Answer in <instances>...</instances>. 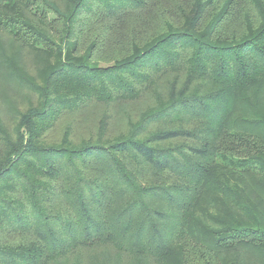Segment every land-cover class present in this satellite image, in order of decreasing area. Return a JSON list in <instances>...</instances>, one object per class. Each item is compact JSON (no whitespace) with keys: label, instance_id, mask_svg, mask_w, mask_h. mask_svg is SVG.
<instances>
[{"label":"trees","instance_id":"trees-1","mask_svg":"<svg viewBox=\"0 0 264 264\" xmlns=\"http://www.w3.org/2000/svg\"><path fill=\"white\" fill-rule=\"evenodd\" d=\"M0 30L38 96L0 116V264H264V0H0Z\"/></svg>","mask_w":264,"mask_h":264},{"label":"rangeland","instance_id":"rangeland-1","mask_svg":"<svg viewBox=\"0 0 264 264\" xmlns=\"http://www.w3.org/2000/svg\"><path fill=\"white\" fill-rule=\"evenodd\" d=\"M55 1L61 7H64V0ZM0 41L4 43V46H6L7 54L12 53V51L16 48H22V46H18L9 35L5 34V32L1 30ZM21 51V60L25 65L27 71L37 78L39 76V69L42 65L37 62L32 52L24 48ZM37 103V93L32 92L28 88L22 87L12 80L6 79L0 75V116L6 123L7 127H9V129L15 127L18 121L17 114L19 111L23 112L29 107L37 105ZM129 107L132 108V105H130ZM101 111H103L101 107L94 106L83 112L69 114L65 119H63V121L70 122L73 125L74 130L72 129V135L77 139L78 137L84 136L91 131V127L94 126L97 121L94 116H98ZM108 111L114 116H117V112L120 113L119 108H116L115 110V108L112 109L111 107L108 109ZM122 121L125 123L123 118ZM122 126H124V124ZM64 130L65 127L61 125L59 129L57 128L54 132L52 131V138H60ZM84 254H82L83 264H89L90 262L88 254ZM72 260L74 262V259Z\"/></svg>","mask_w":264,"mask_h":264}]
</instances>
